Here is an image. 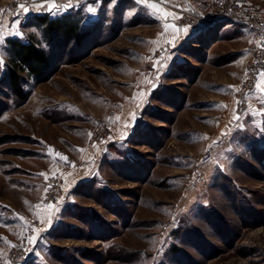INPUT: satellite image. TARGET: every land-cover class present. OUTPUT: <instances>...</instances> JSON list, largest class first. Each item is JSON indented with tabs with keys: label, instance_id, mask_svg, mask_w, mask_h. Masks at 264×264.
Masks as SVG:
<instances>
[{
	"label": "rangeland",
	"instance_id": "rangeland-1",
	"mask_svg": "<svg viewBox=\"0 0 264 264\" xmlns=\"http://www.w3.org/2000/svg\"><path fill=\"white\" fill-rule=\"evenodd\" d=\"M57 4L69 6L66 14L80 13L82 27L92 32L78 47L50 50L45 74L24 87L25 102L9 91L8 55L0 45V213L25 219L18 234L0 228L7 237L0 240V264H26L34 252L29 264H264V98L258 105L252 97L256 81L241 110L238 94L251 56L242 73L220 61L242 43L215 44L207 37L203 47L182 34L173 46L171 31L153 22L136 0H0V12L27 9L48 16ZM25 32L23 24L22 37ZM254 43L250 37L251 55ZM159 44L176 47L177 58L138 112L140 81L150 74L145 56H153ZM259 85L257 91H264V80ZM125 107L140 118L137 132L112 156L121 160L120 170L101 163L100 178L74 192L43 236L46 225L24 205L28 193L10 179L18 167L38 169L34 152L44 147L73 164L75 144L101 151L114 138L112 122ZM238 122L244 130L233 133ZM205 152L211 157L201 167L204 178L192 183L193 160ZM55 179L62 182L52 201ZM64 185L62 174L52 175L44 202L56 206ZM30 237L36 239L30 243ZM22 247L29 255L17 261Z\"/></svg>",
	"mask_w": 264,
	"mask_h": 264
},
{
	"label": "crops",
	"instance_id": "crops-1",
	"mask_svg": "<svg viewBox=\"0 0 264 264\" xmlns=\"http://www.w3.org/2000/svg\"><path fill=\"white\" fill-rule=\"evenodd\" d=\"M200 1L201 0H157V2H153L145 0V3L138 4L145 10L147 15H149V18L153 22L157 24H168L170 26H176L177 20H179L183 14H194L196 12ZM245 1L248 3H257L258 5L264 6V0ZM151 3H156L160 11L157 12L146 7V4ZM96 4L93 5V7H96ZM77 5L78 4L75 3V7H73L72 5L70 8H77ZM63 6L69 7L66 4L54 5L51 8V13H49L48 16L51 19H56L69 12L70 9ZM87 7H91V4L87 5ZM166 12L174 13L175 18L173 16H165L164 14ZM4 13H2V11L0 12V36L3 37V41L0 42V45H4L5 41L9 38L20 39L22 37L21 26L25 24V22L29 18L37 15H42V13L38 10L25 11V9H20L16 14H10L7 12L6 14ZM168 29L173 35L174 29L172 27H169ZM16 32H19L20 34L16 35ZM158 37H160V35ZM207 37L214 41L215 44L225 39L242 43V46H240L237 50H230L227 54L223 55L224 57L222 59H220V61L227 63V67H231V71L242 73L245 62L251 56V34L249 29L242 24L220 22L215 25L209 26L203 32L188 29V33L185 34L184 40H187V42L197 40L199 44L204 47L208 43L206 42ZM158 46L159 47H155L152 50L153 56H145V65L143 66V68L146 70L145 72H148L150 74L147 75L146 78L142 77L140 81L139 86L141 88V91L138 92L139 94L137 97L136 105L138 106L139 104L141 108L136 109L138 112H141L143 110V105L147 103V100L150 98V96L158 89V87L162 85L163 77L173 69V62L175 58H177L178 50L176 47L164 50L162 44H159ZM157 53L160 54L157 55ZM154 55L156 58H154ZM158 61L160 63H166L167 65V67H165L160 72L157 71ZM232 74L235 73L232 72L231 75ZM263 80L264 72H261L257 79L256 91L257 85L261 84ZM256 91L254 92V95L252 97L256 96L255 98L258 101L257 104L259 105L263 103L262 99L264 98V91L262 89H259V91H257L258 93ZM140 92H142L141 97ZM259 100L261 101L259 102ZM251 102V98H248V108ZM135 113L136 112L134 110L125 107L121 114L116 115V119L114 121L112 120V124L114 127V138H112L111 143L107 147L101 149V151H96V149L94 148L85 149L84 145L75 144V148L73 147L75 154V164H73V162L70 161V159H68V157L64 154L59 153L52 148L44 147L43 149L34 152L33 157L35 158V162H37L38 164V169H22L21 167L17 168L18 171L14 173L16 175L13 177L14 179H10V183H13H11L13 187L22 190L25 193H28V195L23 199L25 201L24 205L32 213L31 216L33 218L39 219L42 222V220H47L49 213H52V223L50 225L44 223L46 226L43 236L45 235L47 237V235L52 232L61 216L63 209L73 202L72 197L74 195V192L84 184L96 183V181L100 178V164L102 163L108 165L109 162L113 161V154L123 148V145H126V142H129L134 131L137 132L140 113ZM234 115L235 113H232L231 118ZM240 130H244L242 122H238L235 125L233 133ZM122 133L126 134L122 137ZM56 153H59L61 156L65 157L66 160L60 159V157H58ZM42 173L47 176V179L45 178V175H41ZM58 173L62 174L64 178V195L59 203L56 206H53V209H48L47 204L44 202V187L47 180L52 175ZM20 175L31 177V181L25 180L23 177H20ZM34 190L39 191V196L31 198L30 193ZM56 208L59 209L58 212L54 211ZM24 224L25 219L20 214H16L14 212L4 213L3 211L0 213V228L3 230L8 229L9 232L18 234L19 232H21ZM6 238L5 235L0 234V240ZM10 243L13 242L9 241V244ZM35 253L36 252L33 253L34 255L31 254V258L29 259L30 261L28 260L29 262L26 264L33 263L32 261L35 260V256L37 254Z\"/></svg>",
	"mask_w": 264,
	"mask_h": 264
},
{
	"label": "trees",
	"instance_id": "trees-1",
	"mask_svg": "<svg viewBox=\"0 0 264 264\" xmlns=\"http://www.w3.org/2000/svg\"><path fill=\"white\" fill-rule=\"evenodd\" d=\"M79 15L69 13L56 19L47 15L33 16L25 22L27 32L21 39L9 38L5 41L8 56L4 77L15 99L20 102L27 100L29 92L24 87L30 80H37L45 74L50 64V50L72 45L78 47L89 39L92 28L82 27ZM121 159L127 157L122 155ZM121 164V160H113L107 166L118 171Z\"/></svg>",
	"mask_w": 264,
	"mask_h": 264
},
{
	"label": "built area",
	"instance_id": "built-area-1",
	"mask_svg": "<svg viewBox=\"0 0 264 264\" xmlns=\"http://www.w3.org/2000/svg\"><path fill=\"white\" fill-rule=\"evenodd\" d=\"M20 1L27 2L29 0ZM220 22L245 25L251 33L252 40L255 42L253 54L248 64L245 84L238 94L241 99L240 109L243 110L245 108L243 100L252 94L258 75L264 69V7L249 4L245 0H202L198 5L196 14L182 16L179 27H191L203 32L209 26ZM210 157V153L205 152L193 160L192 183L204 178L201 167L209 162ZM54 181L55 186L53 191H51L52 201L56 199L54 196L57 193V189L60 188L62 180L59 179L57 181L55 179ZM19 251H21L20 254L22 256L17 261L25 260L29 253L23 247Z\"/></svg>",
	"mask_w": 264,
	"mask_h": 264
},
{
	"label": "snow or ice",
	"instance_id": "snow-or-ice-1",
	"mask_svg": "<svg viewBox=\"0 0 264 264\" xmlns=\"http://www.w3.org/2000/svg\"><path fill=\"white\" fill-rule=\"evenodd\" d=\"M136 3H145V0H136ZM21 7H23V6H21ZM63 7H67V6H63ZM146 7L150 8V9H153L154 11H157V12L160 11V9H159V7H158V5L156 3L146 4ZM49 10H51V6H50V9ZM25 11H27V9H25ZM89 11H94V9H89ZM164 15L165 16H173L175 18V14L172 13V12H166ZM164 27H165V30H167L169 27H172L174 29L173 39L171 41H168V43L173 44V46L175 45V41L179 38L180 35L187 34L188 33V28H186V27H176L174 25L170 26L168 24H165ZM15 34L16 35H19L20 33L19 32H16ZM2 41H3V37L0 36V42H2ZM168 58H170V57H168ZM168 58H166V59H168ZM157 63H158V68H157V71L158 72L162 71L165 67H167L166 63H160L159 61ZM2 67H3V60L0 59V68H2ZM157 79H158V77H157ZM257 87H260V85H257ZM261 114H264V112H261ZM133 118H134V116H133ZM237 119H238V117H237ZM126 127H127V125H126ZM125 134L126 133H122L121 134L122 137ZM56 155L58 157H60V159L66 160V158L63 157V156H61L59 153H56ZM41 175H45V174L42 173ZM45 178L47 179V176L46 175H45ZM47 208L48 209H53V205L52 204H48L47 205ZM54 211H57L58 212L59 209L56 208ZM42 223H47V224L50 225L52 223V213H49L47 220L46 221L45 220H42ZM35 239H36V237H30L29 238V242L31 243Z\"/></svg>",
	"mask_w": 264,
	"mask_h": 264
}]
</instances>
